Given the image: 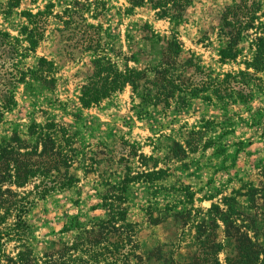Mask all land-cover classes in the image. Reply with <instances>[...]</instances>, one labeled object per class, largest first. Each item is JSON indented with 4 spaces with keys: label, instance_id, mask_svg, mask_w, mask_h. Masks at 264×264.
Instances as JSON below:
<instances>
[{
    "label": "rangeland",
    "instance_id": "374dc122",
    "mask_svg": "<svg viewBox=\"0 0 264 264\" xmlns=\"http://www.w3.org/2000/svg\"><path fill=\"white\" fill-rule=\"evenodd\" d=\"M260 3L262 16L264 0H0V30L12 36L26 22V13L46 12L43 39L19 66L31 68L45 58L55 77L53 88L32 77L16 85L15 106L0 120V148L14 135L31 146L40 133L51 132L77 179L70 189L35 202L24 235L6 233L12 231V220H3L0 264H10L6 259L22 251L28 264H46V254L64 243L86 241L81 229L102 215V196L118 194L123 179H129L120 193L123 205L128 219L138 223L137 241L145 257L157 246L173 249L169 243H174L176 259L188 261L195 226L209 222L212 204L231 207L239 214L237 222L259 228L262 239L264 87L241 102L215 96L210 84L244 69L253 56L251 28L237 58L221 61L225 9ZM170 41L178 47L175 55L167 52ZM96 57L119 71H145L148 82L138 80L136 90L127 84L83 108L80 92ZM155 80L165 83L159 93ZM174 212H188L189 218H176ZM128 247L121 251L132 253ZM229 248L218 254L221 262ZM75 251L74 258L79 257Z\"/></svg>",
    "mask_w": 264,
    "mask_h": 264
},
{
    "label": "trees",
    "instance_id": "16d2710c",
    "mask_svg": "<svg viewBox=\"0 0 264 264\" xmlns=\"http://www.w3.org/2000/svg\"><path fill=\"white\" fill-rule=\"evenodd\" d=\"M260 8L261 3L256 8L254 4L249 7L237 4L227 7L223 13L226 39L225 45L219 51L221 61L237 58L240 53L239 43L246 38L249 29L254 28L255 35L251 39L253 56L251 60L244 62V69L229 72L223 79L211 81L213 94L219 98L233 96L241 102H247L254 89L264 87V19L259 20L264 17V11L262 16L258 15L257 10ZM45 14L46 12L26 13V22L19 29L17 36L0 30V120L5 112L15 106L16 85L25 81L27 77L35 78L46 88L54 87L55 77L52 75L51 61L39 58L36 65L31 68L23 69L19 66L20 59L34 52L43 39ZM255 21H258L257 26L254 24ZM167 48L168 53L171 51L174 55L177 53L178 47L175 42H168ZM138 80L148 82L145 71L137 69L119 71L109 61L96 57L92 61L91 76L80 92L81 107L96 105L109 94L122 90L127 84L136 90ZM152 84L156 87V93L165 87L162 80H155ZM169 94L162 99L156 97L157 101L166 100ZM29 128L31 131L29 134L32 135L35 127ZM19 141L26 140L14 135L11 141L0 148V211H2L0 226L3 220L11 219L9 226L12 231L6 233H12L13 236L25 234L26 217L36 201L44 199L52 192L70 189L77 181L69 172V156L51 132L40 133L31 146ZM22 148L26 150L21 152ZM157 173L153 172L151 175ZM34 179L38 182L31 188H26ZM128 181L129 179L122 180L120 184L123 185L118 188V194L107 192L102 196L103 204L100 205L103 208L102 215L90 222L89 229L85 226L81 229L87 234L86 241L64 243L61 249L46 254L47 259L44 262L89 264V259L95 262L102 256L103 264H157L156 261H161L162 264H264V232L262 231L263 237L260 239L259 228L238 223L239 214L231 207L222 209L215 204L207 211L209 222L204 221L203 224L195 226V233L187 246L190 255L188 261L176 259L177 244L174 243H169L173 249L157 246L153 254L147 251V256H143L144 251L139 250L137 241L138 223L128 219V208L123 205L125 198L120 194L126 189ZM174 215L180 219L189 218L188 212L185 214L174 212ZM218 221L223 225L221 237L217 233L220 227ZM185 224L181 227L183 228ZM71 225L80 227L78 222H71ZM6 233L4 234L0 227V262L1 247L6 242L4 239ZM78 246L81 248L78 249ZM127 246L132 253L121 251ZM227 246L230 248L224 262H221L218 254ZM75 250L81 252L79 257L74 258L77 254ZM25 255L26 253L22 251L15 258H8L6 261L10 264H28L24 259Z\"/></svg>",
    "mask_w": 264,
    "mask_h": 264
}]
</instances>
